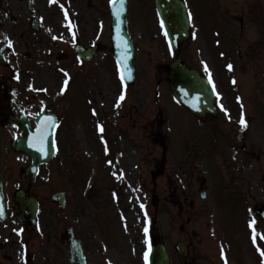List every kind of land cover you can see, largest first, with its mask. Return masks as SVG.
Returning a JSON list of instances; mask_svg holds the SVG:
<instances>
[{
  "label": "rangeland",
  "instance_id": "374dc122",
  "mask_svg": "<svg viewBox=\"0 0 264 264\" xmlns=\"http://www.w3.org/2000/svg\"><path fill=\"white\" fill-rule=\"evenodd\" d=\"M27 1L4 0L5 7L14 9L18 24L5 19V25L0 28V48L7 53L5 61L0 64V86L11 83L16 87L5 106L15 114L26 112L32 126L35 127V119L42 108L59 117L56 158L41 169L31 189V194L40 202L38 228L25 233L35 251H42L40 261L43 264L65 263L61 257L66 247L58 235L72 227L75 237L84 243L88 251L90 264H105L110 259L113 264H134V259L135 264H141L138 256L142 253L144 257L148 237L166 246L173 264H178L175 246L182 241L192 247L195 257L205 258L207 263L202 264H218L220 244L213 230L203 224L213 211L211 201L202 200L198 189L200 179L207 177L205 164L209 166L211 160L206 157L203 165L193 159L191 150L194 143L199 139L220 143L227 139L226 145L230 150L226 148L227 172L235 169L246 174L259 170L264 172V114L256 108V102H264V97H257L254 101L253 90H250L252 84L247 81L249 74L235 67L232 71L227 68L226 33L223 23L218 20L223 14L219 12V16H215L209 7L205 9L209 20L203 28L210 32L211 27L216 26L218 31L214 34L199 32V45L205 49L212 69L205 61L200 66L205 72L204 65H208L216 91L220 94L219 98L216 97L220 111L225 115L228 112L224 109L236 113L246 111L244 117H247V112L251 117L248 141L241 145L235 143L234 127L223 124L221 119L199 121L200 125L189 111L171 99L166 82L167 67L176 55L164 35L154 0H129L127 31L136 46V83L130 88L120 84L117 68L109 59L112 56L109 36L98 33L107 34L110 31L111 0H59L62 4L69 2L67 18L64 9L59 4H51L50 0H32L31 16ZM194 2L199 7L202 4L203 8L207 5L206 1ZM31 17L42 22L39 32L31 30ZM99 25L101 28L97 31ZM8 40L12 41L11 48L8 47ZM74 42L86 46L100 42L105 48L92 63L80 68L71 48ZM194 44L190 43L185 49L191 66L198 61L194 58ZM62 54H66L68 60L58 61ZM183 57L185 60L186 55ZM65 71L70 73L68 78L64 76ZM205 74L208 76L207 72ZM232 77L238 82L232 92L242 99L243 109L234 106L232 99L226 97V82ZM65 79L69 80L68 88L61 94ZM121 94L125 99L117 108ZM99 125L103 126V133ZM217 125L224 127L218 129L215 135ZM198 127L202 135L198 133ZM0 131L3 141L18 133L5 124ZM161 137L166 139L170 151L163 166L159 165L164 151L163 145H159ZM244 145H254L257 152L261 149L263 153L256 155L261 158L257 161L258 157H253V161L247 164H239L240 155L232 159L233 149L244 152ZM181 149L183 153L177 156ZM10 150L7 143L3 145L0 141V178L10 203L8 221L0 223V242L7 241L1 244L0 253L10 254L9 263L18 264L13 251L18 242L23 245V238L15 218L19 209L11 198L16 190L28 186L27 183L24 185L25 178L19 167L24 169L30 160L21 155L19 161V156L9 153ZM110 157L111 160H108ZM191 160H194V165L188 171ZM155 167L160 169L158 179L154 178ZM181 185L188 187L187 197L191 203L183 200ZM175 188L178 191L173 192ZM57 192L67 195L68 206L64 211L58 210L50 201ZM223 219L226 225L218 229V235L226 236V257L238 264H264L257 246L252 250L244 243L237 248L234 244L235 240L243 239L240 230L247 226L244 212L238 207L227 208ZM145 226L149 227L147 237ZM260 247L264 244L261 243ZM114 251H117L116 257L113 256ZM2 255L0 264H9L3 262Z\"/></svg>",
  "mask_w": 264,
  "mask_h": 264
},
{
  "label": "water",
  "instance_id": "95a60500",
  "mask_svg": "<svg viewBox=\"0 0 264 264\" xmlns=\"http://www.w3.org/2000/svg\"><path fill=\"white\" fill-rule=\"evenodd\" d=\"M156 6L162 18V22L166 28V31L168 32L170 42L175 50L179 52L180 46L188 36L189 29L185 6L179 0H156ZM112 9L115 56L118 61H123V64L118 63L120 73L123 70L125 77H127L129 72L131 73V79L126 78L124 81L126 83H132L133 71L131 65L134 58V47L125 31L128 17L126 11V0H124L123 2V9L120 12L119 19H117L116 11L121 9L120 0H117ZM118 35L120 37L119 41L117 39ZM117 43L120 44V47H117ZM125 44L127 45L126 48ZM169 69L170 76L168 78V82L176 99L180 103L189 107L196 113V115L206 116V114L209 113L215 116L216 110L214 108V93L206 79L202 78L199 73L186 68V66L180 61H176L172 66H170ZM185 91L187 92V95L184 94ZM197 95L200 96L198 107H192L190 101L194 100ZM48 123L46 121L44 124H42L38 121V127L43 128V126ZM37 130L34 134L28 135V140L32 139L33 143L36 144V147L32 146L33 143L26 149H24L26 145L24 143L19 144V146L17 147V150H25V152L29 153L34 159L33 166L27 171V174L31 175V182H33L35 175L38 172V167L42 163L50 161L54 156L53 142L55 128L44 130L45 142L43 145L39 143ZM42 146L46 148V153L38 150ZM52 200L54 202H57L60 208H65L66 199L64 194H56ZM15 201L22 207L23 210V213L18 216L20 221L22 223L32 225L36 219L37 201L35 199H29L27 192H18ZM67 234L70 237L73 246L74 252L72 251V259L74 260L77 259L75 255H79L78 251L80 249L79 247H77L76 249L74 247V245L77 246V242L73 241L71 230H68ZM178 249L180 250V258L186 264L187 251L184 248V245H180ZM150 256V264H170L167 253L162 245L154 248Z\"/></svg>",
  "mask_w": 264,
  "mask_h": 264
},
{
  "label": "flooded vegetation",
  "instance_id": "af4514ba",
  "mask_svg": "<svg viewBox=\"0 0 264 264\" xmlns=\"http://www.w3.org/2000/svg\"><path fill=\"white\" fill-rule=\"evenodd\" d=\"M206 1V0H205ZM210 1V0H209ZM208 1V2H209ZM220 3V0H215ZM224 14L221 19L226 33V60L231 63H239L244 67H255L259 69L260 87L257 94L260 93L264 97V0H225L223 6ZM195 22L199 26V32H208L211 34L217 30L214 26L211 27V31H207L203 26L207 25L209 16L205 13V7L203 5L199 7L197 5V13L195 10ZM200 15V18H199ZM219 20V19H218ZM262 111H264V103H262ZM11 116V115H9ZM203 146H198L197 154L203 155L204 153H211L213 156L221 154L223 163L225 164L223 170L213 171L210 173L208 181L201 180V191L209 188L214 192L213 200L215 205L224 211L223 207H226V155L223 149H217L215 145L206 146V149H202ZM236 175V174H234ZM235 179V178H233ZM211 185V186H210ZM259 189L256 182H250L249 187L243 188V192L246 196L253 200V196H258L256 193ZM247 199V197H246ZM260 198H256L258 201ZM261 209L264 210V204L257 205L254 203L245 204L244 210L248 216L249 221H256V225H264V221L259 217L255 218L253 212ZM219 223L226 224V221L219 220ZM214 223V221L212 222ZM224 248L226 249V238ZM191 264H202L200 258H196L190 253Z\"/></svg>",
  "mask_w": 264,
  "mask_h": 264
},
{
  "label": "snow or ice",
  "instance_id": "6c2138e0",
  "mask_svg": "<svg viewBox=\"0 0 264 264\" xmlns=\"http://www.w3.org/2000/svg\"><path fill=\"white\" fill-rule=\"evenodd\" d=\"M116 2H117V0H111V3H112L113 5H115ZM123 2H124V0H120L121 9L116 11L117 19H119L120 12H121V10L123 9ZM50 3H51V4H59V7H61L62 9H64V15H65V18L68 17V10H67L66 8H64V5H63L62 3H60L59 0H50ZM189 19H191V13H189ZM69 26L71 27V21H69ZM118 27H119V26H118ZM161 27H163V22H161ZM164 34H165L166 37L168 36V32H167V31H165ZM73 36L75 37V32H73ZM53 38L56 39L57 37H53ZM117 39H118V41H119V39H120L119 35L117 36ZM8 47H9V48L12 47V41H11V40H8ZM117 47H120V44H119V43H117ZM126 47H127V45L125 44V48H126ZM0 51H3V50L0 49ZM118 63H119V64H123V61H118ZM227 68H228L229 71H232V70H233V65H232V64H228V65H227ZM204 69H205V72L208 73V80H209V83L212 85V90L215 92V90H216V86H215L214 81L212 80V74H211V72L209 71V69H208V65H207L206 63H205V65H204ZM61 71H63V69H62ZM65 76H66V77L68 76V74H67L66 72H65ZM120 78H121L122 81L125 80L126 78H127V79H131V73L129 72L128 75H127V77H125L124 72H123V70H122V71H121ZM235 83H236V81L233 80V84H235ZM68 84H69V80H68V79H65L64 82H63V88L61 89V94H63L64 91L67 90V88H68ZM37 91H47V90H46V89H38ZM182 91H184V90H182ZM184 94L187 95V92L185 91ZM216 95H217V97L219 98V95H220V94H219L218 92L216 93ZM124 99H125V96H124L123 94H121V95L119 96L118 102H117V104H116V107H117V108L120 107V102L124 101ZM238 99H239V98H238ZM199 101H200V96L197 95V96L194 98V100L190 101L191 106H192V107H198V102H199ZM241 106L243 107V105H241ZM221 108L223 109V105H221ZM224 111L227 113V109H224ZM94 114H95V111H94ZM45 119L48 120V121H50V123L45 124V125L43 126V128H38V130H37V136L39 137V143H40L41 145H43L44 142H45V131H44V130H45V129L50 130V129L56 127V121H55L53 118H51V117H45ZM240 125H241L243 128H246V127H247V121L244 119L243 116H242L241 119H240ZM98 127H99L100 132L103 133V131H104L103 126H102V125H99ZM32 146H33V147H36V144L33 143ZM38 150L41 151V152H45V153H46V148L43 147V146L40 147ZM109 163H111V161H109ZM114 175H115V173H114ZM141 207L143 208L144 205H141ZM0 215H3V211H2V209H0ZM145 216H147V213H146V212H145ZM149 223H150V222H149ZM250 227H251V229H252V233H251L252 242H253L254 245L257 246V250L259 251L260 256H261L262 258H264V247H260V245L257 244V239H258V237H259V239L264 240V233H258V232H257L256 221H255V220H253V221L250 222ZM20 231L22 232L23 230H20ZM144 233H145V236L147 237V236H148V233H149V227H148V226H145V228H144ZM145 243L148 245V250L144 253V260H145V264H150V262H149V257H150L151 252H152L151 241L148 240V239H146ZM222 255H223V251H222ZM109 264H111V262H109ZM224 264H229L228 259H227L226 256H224Z\"/></svg>",
  "mask_w": 264,
  "mask_h": 264
},
{
  "label": "bare ground",
  "instance_id": "6f19581e",
  "mask_svg": "<svg viewBox=\"0 0 264 264\" xmlns=\"http://www.w3.org/2000/svg\"><path fill=\"white\" fill-rule=\"evenodd\" d=\"M132 194V192H129V195H131ZM136 199H138V198H136ZM116 256V255H115ZM9 256H6V258H8Z\"/></svg>",
  "mask_w": 264,
  "mask_h": 264
}]
</instances>
